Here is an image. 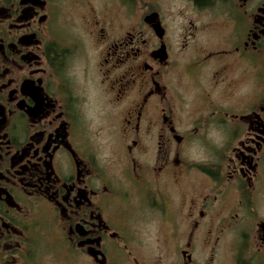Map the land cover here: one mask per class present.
I'll list each match as a JSON object with an SVG mask.
<instances>
[{
  "label": "flooded vegetation",
  "instance_id": "1",
  "mask_svg": "<svg viewBox=\"0 0 264 264\" xmlns=\"http://www.w3.org/2000/svg\"><path fill=\"white\" fill-rule=\"evenodd\" d=\"M0 264H264V0H0Z\"/></svg>",
  "mask_w": 264,
  "mask_h": 264
},
{
  "label": "rangeland",
  "instance_id": "2",
  "mask_svg": "<svg viewBox=\"0 0 264 264\" xmlns=\"http://www.w3.org/2000/svg\"><path fill=\"white\" fill-rule=\"evenodd\" d=\"M231 246V240L230 243H226L222 251H227Z\"/></svg>",
  "mask_w": 264,
  "mask_h": 264
},
{
  "label": "water",
  "instance_id": "3",
  "mask_svg": "<svg viewBox=\"0 0 264 264\" xmlns=\"http://www.w3.org/2000/svg\"><path fill=\"white\" fill-rule=\"evenodd\" d=\"M162 51H163V50H161V52H158V54L161 55V54H162Z\"/></svg>",
  "mask_w": 264,
  "mask_h": 264
}]
</instances>
